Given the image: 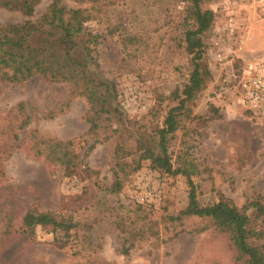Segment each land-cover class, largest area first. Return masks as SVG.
<instances>
[{
	"label": "rangeland",
	"instance_id": "obj_1",
	"mask_svg": "<svg viewBox=\"0 0 264 264\" xmlns=\"http://www.w3.org/2000/svg\"><path fill=\"white\" fill-rule=\"evenodd\" d=\"M51 1L41 0L32 17L0 8V26L35 21ZM216 1L207 7H214ZM64 2L70 7L98 8L97 17L87 23L92 35H106L110 29H116L95 48L94 59L82 52L78 55L102 78L117 84L119 97L113 106L128 117L147 121L158 95L167 96L188 80L190 56L183 40L185 0ZM181 2L184 4L180 7ZM129 35L137 39L135 43L126 40ZM37 39L38 36L34 37L32 43ZM205 43L214 80L199 97L195 113L204 115L214 104L221 117L210 122L191 141L192 156L201 168L194 181L202 204L224 195L241 207L255 194L264 196V126L243 105L242 73H236L233 64L216 63L209 36ZM263 51L264 22L256 19L252 23V39L237 56L242 68ZM22 100L26 101L34 127L46 136L74 140L84 165L99 174L92 179L83 175L66 177L61 170L49 168L26 151L13 150L2 167L5 175L0 177V264H242V257L236 258L222 237L211 231L192 232L196 220L188 221V230L172 241L163 242L158 249L141 242L129 255H124L115 221L136 205L153 209L152 217L157 222L166 213L177 214L188 203L187 179L153 171L146 163L130 176L121 193L107 194L98 188V183L112 180V145L87 135L86 100L72 96L67 84L40 78L21 85L0 84V117ZM167 103L166 100L165 108ZM182 134L180 130L171 146L174 155L180 150ZM33 205L44 210L65 209L91 223L96 248L81 254H76L72 247L58 249L50 243L54 235L51 228L42 227L34 230L36 242H25L15 230L25 211ZM8 227L11 232L6 234Z\"/></svg>",
	"mask_w": 264,
	"mask_h": 264
},
{
	"label": "trees",
	"instance_id": "obj_2",
	"mask_svg": "<svg viewBox=\"0 0 264 264\" xmlns=\"http://www.w3.org/2000/svg\"><path fill=\"white\" fill-rule=\"evenodd\" d=\"M185 1L183 40L190 56L189 77L169 95H158L154 112L147 121L130 118L119 107H114L113 101L119 97L117 84L102 78L78 55L82 52L94 59L95 48L107 35L116 32V29H110L106 35L88 32L87 23L97 17L95 6L76 8L68 6L64 0H52L37 20L0 26V84L21 85L40 78L67 84L72 96L86 100L87 135L97 142L112 145V180L110 183L98 181V188L105 193H121L130 176L146 163L153 171L187 179L188 203L177 214L166 213L161 222H157L152 217L153 209L136 205L115 221L124 255H129L141 242L158 249L163 242L172 241L188 230V221L196 220L192 232L211 231L222 237L236 258L242 257V264H264V196L255 194L241 207L224 195L208 204H202L198 197L194 177L200 174L201 168L192 156L191 141L210 122L221 117L214 104H210L204 115L195 113L199 97L214 80L206 57L205 39L211 37L216 13L214 7H207L214 0ZM40 3L41 0H0V8L32 17ZM36 36L37 42L32 43ZM126 40L135 43L137 39L129 35ZM233 67L239 75L243 73L240 58L234 60ZM247 113L253 116L248 110ZM188 122L194 125L187 127ZM180 130L183 131L180 150L174 155L171 146ZM93 147L94 144L90 149ZM20 149L41 159L49 168L61 170L66 177H98V171L84 165L74 140L46 136L33 126L24 100L0 117V177L5 175L4 161L13 150ZM37 227L51 228L54 235L50 243L58 249L72 247L76 254H81L96 248L94 226L71 211L30 206L15 233L25 242H36L34 230ZM10 232L8 227L6 234Z\"/></svg>",
	"mask_w": 264,
	"mask_h": 264
},
{
	"label": "built area",
	"instance_id": "obj_3",
	"mask_svg": "<svg viewBox=\"0 0 264 264\" xmlns=\"http://www.w3.org/2000/svg\"><path fill=\"white\" fill-rule=\"evenodd\" d=\"M214 11L210 37L213 59L220 65L232 66L252 39L253 21L264 22V0H219ZM242 81L243 105L264 126V51L243 69Z\"/></svg>",
	"mask_w": 264,
	"mask_h": 264
}]
</instances>
